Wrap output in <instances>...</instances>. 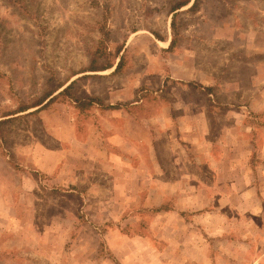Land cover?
Wrapping results in <instances>:
<instances>
[{"label":"rangeland","instance_id":"rangeland-1","mask_svg":"<svg viewBox=\"0 0 264 264\" xmlns=\"http://www.w3.org/2000/svg\"><path fill=\"white\" fill-rule=\"evenodd\" d=\"M256 96L264 0H0V264H264Z\"/></svg>","mask_w":264,"mask_h":264},{"label":"crops","instance_id":"crops-1","mask_svg":"<svg viewBox=\"0 0 264 264\" xmlns=\"http://www.w3.org/2000/svg\"><path fill=\"white\" fill-rule=\"evenodd\" d=\"M258 102L256 103H243L241 107L232 108L231 106H228L229 108L225 109V127L229 129H235L236 126H238V129L242 130H251V127H249V124H247L248 119H251V116L254 115V119L256 120L258 115H261L264 113V103L263 98L261 96H256ZM263 103V104H261ZM249 104V105H248ZM226 105V104H225ZM262 126V127H261ZM260 128H256L257 134L255 139L251 140H244L243 145L242 141H239V143L235 142V146L239 147H251V149L255 148V155L257 159L259 158V163L256 162L257 166L254 168L248 167L247 158L243 159L239 164V168H237V165H233L234 163L231 161L225 162L224 166L226 165L225 169L226 171H236L239 169L242 172V175L239 176L236 180L238 182V186H235L233 184V189L235 192H233V195L240 194L241 196H248L252 198V196H255V202L260 204V207H254L252 209L258 210V211H264V185L263 183H260L259 186H262V189L260 187H256V183H252V179L255 181L257 178L260 181L261 179L264 180V151L261 154H259L260 150H263L264 148V126L261 125ZM129 141V139H127ZM123 144V140L119 141L118 144ZM207 143V144H206ZM197 144L208 147L211 149H208L209 154L204 157L200 154H197L196 157L193 158V160L196 161L197 167L193 169V175H195V178L201 179L203 175H206V177H210V173L213 169H217L218 162L216 160L215 151L212 150L213 146L215 144L214 141L208 139L207 141H201L197 142ZM205 144V145H204ZM224 144H228V142H224ZM122 147V146H121ZM199 148V146H197ZM150 161L156 162V160H153L150 156ZM208 166V172L204 171V166ZM213 166V167H212ZM234 166V167H233ZM261 173V178L259 177V174ZM256 182V181H255ZM243 183V185H242ZM258 184V183H257ZM240 185V186H239ZM200 185H195V188H199ZM261 196V197H260Z\"/></svg>","mask_w":264,"mask_h":264},{"label":"trees","instance_id":"trees-1","mask_svg":"<svg viewBox=\"0 0 264 264\" xmlns=\"http://www.w3.org/2000/svg\"><path fill=\"white\" fill-rule=\"evenodd\" d=\"M187 3H188V2H184V3L180 4L177 8L174 9V11H176V10L182 8L183 6L187 5ZM109 67H111V66H108V67H106V68H104V69H107V68H109ZM118 68H119V65L117 66V69H118Z\"/></svg>","mask_w":264,"mask_h":264}]
</instances>
